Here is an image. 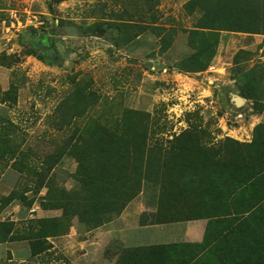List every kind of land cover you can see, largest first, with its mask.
Returning a JSON list of instances; mask_svg holds the SVG:
<instances>
[{"label":"rangeland","instance_id":"1","mask_svg":"<svg viewBox=\"0 0 264 264\" xmlns=\"http://www.w3.org/2000/svg\"><path fill=\"white\" fill-rule=\"evenodd\" d=\"M188 1L0 0V264H109L122 252L109 224L118 216L101 226L63 219V189H79L78 163L64 153L76 132L148 128L161 163L173 162L168 141L187 129L208 146L253 140L264 123V34L221 31L212 49ZM160 187L145 183L132 204L133 214L150 210L142 222L154 220ZM43 218L60 220L57 235H36ZM99 228L113 230L108 247Z\"/></svg>","mask_w":264,"mask_h":264},{"label":"trees","instance_id":"2","mask_svg":"<svg viewBox=\"0 0 264 264\" xmlns=\"http://www.w3.org/2000/svg\"><path fill=\"white\" fill-rule=\"evenodd\" d=\"M185 10L189 15L201 13L196 28L208 31L212 49L221 31L264 34V0H189ZM203 70L205 66H196L189 71ZM203 134L193 128L175 135L168 142L173 145L170 151L177 146L178 153L173 162L161 163L160 153L147 147L148 128L114 131L97 126L76 132L64 153L78 163L79 189H63V219L72 216L101 226L119 216L145 183L159 185L151 222L207 219L204 240L129 249L127 260L117 264H264V124L256 127L250 143L226 138L219 147L208 146L200 142ZM119 159L124 169L117 166ZM55 166V161L47 163L44 173ZM164 202L184 203L187 209L166 211ZM37 222L38 237L47 239L60 231L57 218Z\"/></svg>","mask_w":264,"mask_h":264},{"label":"crops","instance_id":"3","mask_svg":"<svg viewBox=\"0 0 264 264\" xmlns=\"http://www.w3.org/2000/svg\"><path fill=\"white\" fill-rule=\"evenodd\" d=\"M137 200L138 197L130 202L115 220L109 223L113 225L115 230L121 233L120 239L122 241V252L111 258L112 260L109 261V264H117L121 258L124 259L126 251L129 249L173 243H201L204 240L208 224L207 219L168 224H154L151 221H147V219L142 222L141 217L150 210L144 204H140L139 211L134 214L131 213V206ZM156 210L157 207L153 210L151 208L152 214H155ZM130 216L132 221L129 222ZM101 230L99 228L97 235L100 237L108 236V242L105 245V247H108L113 236V230L111 228L106 232ZM130 230L134 231V233H132V237H127V233ZM97 243L100 245L101 241L99 240Z\"/></svg>","mask_w":264,"mask_h":264},{"label":"water","instance_id":"4","mask_svg":"<svg viewBox=\"0 0 264 264\" xmlns=\"http://www.w3.org/2000/svg\"><path fill=\"white\" fill-rule=\"evenodd\" d=\"M233 100H234L235 105L238 107L242 106L246 101L244 98L240 96H235Z\"/></svg>","mask_w":264,"mask_h":264}]
</instances>
